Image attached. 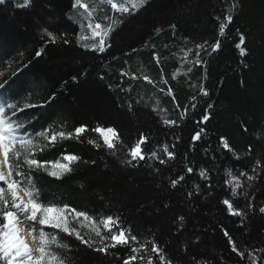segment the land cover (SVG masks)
I'll return each instance as SVG.
<instances>
[{
    "label": "trees",
    "instance_id": "16d2710c",
    "mask_svg": "<svg viewBox=\"0 0 264 264\" xmlns=\"http://www.w3.org/2000/svg\"><path fill=\"white\" fill-rule=\"evenodd\" d=\"M233 2L149 0L139 11L122 15L99 0H82L95 9L93 23L107 24L104 17L122 21L103 51L84 46L94 41L87 35V13L73 8L74 0H32L31 7H23L24 0L0 4V72L5 73L0 82L9 81L4 98L23 102L30 96L38 104L55 93L50 102L17 118L32 134L50 125L71 131L86 124L89 129L79 140H63L37 154L49 161L65 154L81 158L59 180L32 173L43 202L67 203L97 218L119 216L139 242L154 240L173 264H250L253 255L264 264V213L259 212L264 207V0H239L232 23L220 34L219 23ZM45 28L69 43L49 42ZM237 30L246 36V56L235 46ZM82 36L87 40L77 43ZM217 40L221 47L212 51L208 45ZM205 42L204 49L196 48ZM198 58L206 63L196 64ZM17 68L21 71L12 76ZM205 112L210 119L202 122ZM165 119L176 125H166ZM98 123L119 133L122 144L115 154L88 143H103L91 131ZM201 128V139L193 141ZM141 133L147 137L146 156L157 151L167 160L162 151L167 144L175 158L164 164L151 158L122 164ZM221 136L232 152L221 146ZM201 169L208 172L207 180ZM241 172L255 178L241 176L242 186L233 196L229 181ZM179 176L184 179L173 187L171 180ZM225 199L246 212L243 224L227 210ZM46 230L70 245L72 264H122L130 252L118 248L121 260H114L59 230ZM225 231L244 258L232 250Z\"/></svg>",
    "mask_w": 264,
    "mask_h": 264
},
{
    "label": "snow or ice",
    "instance_id": "6c2138e0",
    "mask_svg": "<svg viewBox=\"0 0 264 264\" xmlns=\"http://www.w3.org/2000/svg\"><path fill=\"white\" fill-rule=\"evenodd\" d=\"M3 3L4 0H0V4ZM99 3L107 4L114 12L130 15L145 7L149 0H120V2H117V0H99ZM22 6L31 7L32 0H24ZM76 7L82 8L87 13L83 18L88 21L87 30L90 31L94 41L90 47L98 51L110 47L109 37L122 21L117 20L115 17H104V20L108 21L107 24L103 21L93 23L92 18L95 9L90 10L89 5L82 3V0H74L73 8ZM239 7V0H234L228 14L219 23L220 34H223L232 23L236 9ZM172 27H175V25ZM43 31L49 42L55 43L62 39L65 44L69 43L67 39L58 37L47 28ZM237 35L239 42L235 46L241 56H246V36L239 30H237ZM83 39H86V37H80L77 43ZM206 45L207 42L198 44L196 48L204 49ZM84 46L89 47L88 44ZM208 46L211 47L212 51H217L221 47V42L217 40ZM43 51L44 49L41 48L36 51L35 55L39 57ZM196 55L199 56V52ZM154 59L159 63V57L155 54ZM195 63L204 64L206 62L198 58ZM24 67L26 68L27 65ZM20 71L21 69L17 68L11 75L15 76ZM4 76L5 73L0 72V79ZM143 78L152 83L148 76ZM76 79V76L72 77L73 81ZM8 86V80L4 79L3 82H0V264H72V259L68 255L71 251L70 245L60 242L59 237L54 232H49L46 229L59 230L60 233L74 237L80 244L92 251L105 256H112L114 260L118 261L121 260V257L115 250L121 247L129 248L130 252L122 258V264H173L172 260L165 254L164 249L154 240L139 242L138 236L132 234L131 227L125 226L119 216L107 215L97 218L89 215L87 211H79L67 203L60 205L55 202H43L41 200L40 189L37 187L32 173H46L48 176L59 180L72 172V165L81 158L78 155L65 154L59 159L49 161L43 158L38 159L37 154L63 140H79L81 135L89 129L86 124L76 126L71 131H67L63 125L59 129L54 125H50L35 134L29 133L26 129V122L19 120L17 113L23 112L25 109L43 106V103L50 102L55 98V93L49 97L48 101L38 104L31 103L30 96L25 97L23 102L11 101L10 97L4 98ZM200 90L203 95H208L207 89L203 86ZM169 92H171V89H169ZM211 107L212 105H209V108ZM184 114L185 112H182L181 117ZM201 119L202 122H206L210 119V116L205 112ZM164 123L170 126L176 125V121L170 119H165ZM245 130L247 129L245 128ZM91 131L98 133L103 141L101 144L97 140H88V143L97 149L106 147L115 154L117 145L122 144L121 137L114 127H102L98 123ZM203 132L204 129L201 128L195 132L191 139L193 141L200 140ZM146 142L147 137L141 133L136 142L127 149L129 159L122 160L121 163L135 166L134 162L151 158L159 159V162L164 164L167 163V160L175 158V153L169 150L167 144L162 148L167 160L160 159L157 151H152L146 156L142 149V145ZM220 144L229 152L233 151L229 141L223 136L220 137ZM249 151H251V146H249ZM256 165L257 167L260 166L259 160ZM186 170L189 173L193 171L191 167ZM253 171L255 172L256 169L254 168ZM200 176L207 180L208 172L201 169ZM241 176H247L249 181L255 178L254 176H248L246 172H241L238 176H232L229 183L232 184L233 196L237 195V189L242 186ZM183 179V176H179L177 179L171 180V185L175 187ZM196 189L199 190V185L196 186ZM223 204L227 205V210L231 214L241 217V223L243 224L246 212L235 208L229 199L223 200ZM248 207H252L251 203ZM259 212L264 213V207H261ZM180 220L183 221V217H180ZM83 229H87V232H83ZM224 235L228 237L232 250L241 258H244L246 253L237 248L229 233L225 231ZM30 241L37 245L36 249L30 246ZM134 243L138 246H133ZM35 251L39 252L38 256L34 255ZM153 254H155V259ZM258 259L254 255L250 256V264H257Z\"/></svg>",
    "mask_w": 264,
    "mask_h": 264
},
{
    "label": "rangeland",
    "instance_id": "374dc122",
    "mask_svg": "<svg viewBox=\"0 0 264 264\" xmlns=\"http://www.w3.org/2000/svg\"><path fill=\"white\" fill-rule=\"evenodd\" d=\"M10 21H12V23H13L14 26H15L16 21H15V20H10ZM87 31H88V34H87V35L92 39L90 31H89V30H87ZM88 36H87V38H88ZM87 38H86V40H87ZM91 44H92V43H88L89 46H90ZM90 48H91V47H90ZM92 49H93V48H92ZM30 245H31V247L34 248V249L37 248V245L34 244V243H31V241H30ZM34 255L38 256V255H39V252H38V251H35V252H34Z\"/></svg>",
    "mask_w": 264,
    "mask_h": 264
},
{
    "label": "bare ground",
    "instance_id": "6f19581e",
    "mask_svg": "<svg viewBox=\"0 0 264 264\" xmlns=\"http://www.w3.org/2000/svg\"><path fill=\"white\" fill-rule=\"evenodd\" d=\"M31 246V245H30Z\"/></svg>",
    "mask_w": 264,
    "mask_h": 264
}]
</instances>
